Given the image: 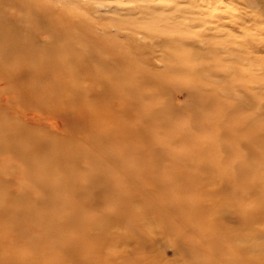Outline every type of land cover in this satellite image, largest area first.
<instances>
[{
	"label": "rangeland",
	"instance_id": "obj_1",
	"mask_svg": "<svg viewBox=\"0 0 264 264\" xmlns=\"http://www.w3.org/2000/svg\"><path fill=\"white\" fill-rule=\"evenodd\" d=\"M0 11V264H264V0Z\"/></svg>",
	"mask_w": 264,
	"mask_h": 264
},
{
	"label": "bare ground",
	"instance_id": "obj_2",
	"mask_svg": "<svg viewBox=\"0 0 264 264\" xmlns=\"http://www.w3.org/2000/svg\"><path fill=\"white\" fill-rule=\"evenodd\" d=\"M2 11H3V10H2ZM0 12H1V11H0ZM3 13H4V12H3ZM3 13H2V14H3ZM71 118H72V117H71ZM48 119H49V118H48ZM72 120H73V119H72ZM74 121H75V120H74ZM77 121H78V120H77ZM46 122H47V121H46ZM31 123H32V122H31ZM34 124H35V123H34ZM49 124H50V123H49ZM49 127H50V126H49ZM53 128H54V127H53ZM53 128H52V129H53ZM100 188H101V187H100ZM103 195H104V194H103Z\"/></svg>",
	"mask_w": 264,
	"mask_h": 264
}]
</instances>
